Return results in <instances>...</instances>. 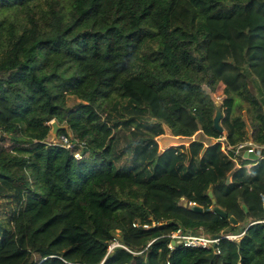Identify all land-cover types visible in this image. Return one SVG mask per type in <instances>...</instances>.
Listing matches in <instances>:
<instances>
[{
    "label": "trees",
    "instance_id": "16d2710c",
    "mask_svg": "<svg viewBox=\"0 0 264 264\" xmlns=\"http://www.w3.org/2000/svg\"><path fill=\"white\" fill-rule=\"evenodd\" d=\"M0 136V264H264V0H0Z\"/></svg>",
    "mask_w": 264,
    "mask_h": 264
},
{
    "label": "built area",
    "instance_id": "2783aa9c",
    "mask_svg": "<svg viewBox=\"0 0 264 264\" xmlns=\"http://www.w3.org/2000/svg\"><path fill=\"white\" fill-rule=\"evenodd\" d=\"M64 141H66L65 137H61ZM211 142H218L221 145V150L225 153L230 159L235 162L236 167H240V160L239 158H247L244 156V152H251L257 155L258 159L264 158L262 154V149L264 148L263 145H259L253 142L251 139H246L244 141H240L236 144H231L226 140L225 136L219 138H212ZM249 159V158H247ZM253 160V159H251ZM263 208H264V197H262ZM194 204V203H191ZM146 226V225H145ZM242 233L239 234H220V238H212L211 235H207L204 232L200 231L198 233L194 232H182L180 230L173 232L170 236L173 239H176L182 242L186 246L190 247H202V248H210L214 247L215 251L218 252L217 245L221 238L225 237L230 240L235 239L236 237L240 236ZM172 246V243L169 245Z\"/></svg>",
    "mask_w": 264,
    "mask_h": 264
},
{
    "label": "rangeland",
    "instance_id": "374dc122",
    "mask_svg": "<svg viewBox=\"0 0 264 264\" xmlns=\"http://www.w3.org/2000/svg\"><path fill=\"white\" fill-rule=\"evenodd\" d=\"M129 90H130L131 94L134 97H136L137 99H139L140 101L149 103L152 106L154 113L157 117L163 116L164 111L160 107L158 100L155 98L154 94L152 92H150L146 87H144L142 85H137L134 87H129ZM213 98L215 100V103H219L221 101V99H222V85H219L217 87L216 91L213 93ZM193 137H194V139L202 138V134L197 133ZM193 137L186 138V137L174 136L165 127L164 133L157 138V141H158L159 149L162 150V149L168 148L170 146H175V145H179V144L187 145L188 142L193 139ZM209 140H211V139H208V140L206 139V142ZM52 141L58 142V138L55 140H52Z\"/></svg>",
    "mask_w": 264,
    "mask_h": 264
},
{
    "label": "water",
    "instance_id": "95a60500",
    "mask_svg": "<svg viewBox=\"0 0 264 264\" xmlns=\"http://www.w3.org/2000/svg\"><path fill=\"white\" fill-rule=\"evenodd\" d=\"M221 110H220V104L219 103H215L214 105V115H213V125L214 127L219 131L222 132L223 131V127L220 124V119H221ZM50 126L51 129L47 135V140L48 141H52L57 139V134L59 130H63V129H68L66 124L60 125L58 124V122L56 120H51L50 122ZM0 138H2V136H0ZM244 156L249 158V159H253V160H257L258 157L256 154L251 153V152H244ZM208 195L212 198V193L211 191L208 192ZM212 202L215 203L214 199L212 198ZM181 205L183 206H187L188 203L186 201H181L180 202ZM243 208H245L244 204H242ZM190 208L194 209L195 211H201L202 208L195 205V204H191ZM214 210L221 216L223 217H227V213L225 211H223L222 209H220L219 207H215ZM229 221L231 222V224L236 225L237 224V220L233 217V216H229ZM212 238H220L221 235L220 234H213L211 235Z\"/></svg>",
    "mask_w": 264,
    "mask_h": 264
}]
</instances>
